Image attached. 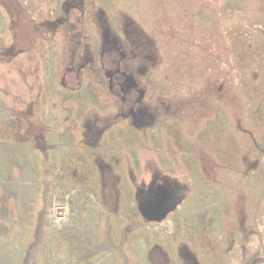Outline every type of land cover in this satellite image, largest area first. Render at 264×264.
Segmentation results:
<instances>
[{"label":"rangeland","instance_id":"rangeland-1","mask_svg":"<svg viewBox=\"0 0 264 264\" xmlns=\"http://www.w3.org/2000/svg\"><path fill=\"white\" fill-rule=\"evenodd\" d=\"M256 262L264 0H0V264Z\"/></svg>","mask_w":264,"mask_h":264},{"label":"trees","instance_id":"trees-1","mask_svg":"<svg viewBox=\"0 0 264 264\" xmlns=\"http://www.w3.org/2000/svg\"><path fill=\"white\" fill-rule=\"evenodd\" d=\"M261 262H262V260L259 263H261ZM256 264H257V262H256Z\"/></svg>","mask_w":264,"mask_h":264}]
</instances>
